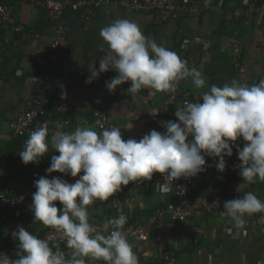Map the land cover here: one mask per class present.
<instances>
[{"label": "crops", "instance_id": "obj_1", "mask_svg": "<svg viewBox=\"0 0 264 264\" xmlns=\"http://www.w3.org/2000/svg\"><path fill=\"white\" fill-rule=\"evenodd\" d=\"M250 1L200 0L181 9L164 23H156L151 12H136L110 2L103 3L88 18L83 12L67 10L64 15L68 34L65 54L61 63L51 67L45 63V58L54 39V24L46 7L33 5L30 0H0L15 6V23L0 25V43L6 45L5 50L0 49V171L4 174L0 180V194L34 193V181L48 175L46 169L51 164V157L59 155L58 151H50L38 164L25 165L21 160L19 152L29 136L11 132L9 119L28 109L34 97L50 99L49 117L58 115V103L62 100L73 107L62 114L69 123L51 127L50 135L54 129L71 132L78 125L98 131L92 119L98 100H103L104 109L119 125L125 140H138L153 129L163 132L165 129L160 121L178 120L175 111L183 105L177 102L167 105L169 93L143 88L131 97L127 92L130 82L110 92L106 83L117 75L114 70L103 72L92 83H86L90 67L97 65L98 68L100 58L108 52V46L100 36L101 28L119 18L137 23L145 36L176 51L190 67L202 70L206 80L203 88L197 89L191 78L183 80V87L191 92L193 102L213 84L223 86L236 79L252 85L264 79V0L246 15ZM17 26L20 30L15 28ZM33 34L39 36L36 38ZM150 109L161 111L154 116L149 114ZM236 143L242 147L243 139ZM233 154L238 155L235 147ZM51 176H63L70 183L78 179L59 172ZM228 178L235 183L238 194L252 191L264 201V182L249 184L243 181L239 172L229 177L225 171H203L196 177L189 193L186 208L190 215L185 220L173 221L170 215L165 216L164 224L157 225L146 241L128 235L138 264L160 262L167 246L175 250L179 262L184 264H264V225L245 217L244 227L239 228L225 211L200 212L213 192L223 190ZM156 183L152 179L122 186V190L108 201L98 200L89 206L90 221L97 217L108 220L123 213L128 222H145L154 210L172 200V188L167 194H160L155 192ZM239 185L241 192L237 191ZM8 210V206L0 204V212L9 213L7 219L0 220V249L18 243L11 234L18 226L35 233L53 229L41 222L34 223L30 207L19 217ZM62 250L68 251L66 244ZM95 264L105 262L101 260Z\"/></svg>", "mask_w": 264, "mask_h": 264}, {"label": "clouds", "instance_id": "obj_2", "mask_svg": "<svg viewBox=\"0 0 264 264\" xmlns=\"http://www.w3.org/2000/svg\"><path fill=\"white\" fill-rule=\"evenodd\" d=\"M100 36L108 52L100 58L98 68L90 67L86 83L114 70L117 75L106 83L107 89L114 92L130 82L127 92L131 97L143 88L175 93L179 82L188 78L197 89L206 84L201 69L190 67L176 51L145 36L127 18L101 28ZM160 111L150 109L149 114ZM175 116L178 120L160 121L165 131L153 129L138 140H125L119 127H105L99 121V131L79 125L71 132L54 129L51 135L46 125L32 131L19 152L25 165L40 163L53 150L59 155L51 157L48 175L34 181L30 210L34 223L55 229L68 251L53 247L48 239L21 225L11 233L18 241L15 258L0 252V264H95L101 260L105 264H138L125 230L128 217L121 213L109 218L100 229L90 222L89 206L108 201L130 182L151 181L154 173L163 174V183L155 184V192L167 194L179 178L206 171V157L219 158L215 167L223 172L225 157L233 155L234 147L243 181L264 182V79L252 85L236 79L223 86L213 84L196 102L177 107ZM241 138L242 147L236 143ZM54 172L78 179L70 183L63 176H51ZM237 191L241 192L240 185ZM223 208L243 228L246 216L264 213V201L245 191L225 201ZM260 221L264 223V216Z\"/></svg>", "mask_w": 264, "mask_h": 264}, {"label": "built area", "instance_id": "obj_3", "mask_svg": "<svg viewBox=\"0 0 264 264\" xmlns=\"http://www.w3.org/2000/svg\"><path fill=\"white\" fill-rule=\"evenodd\" d=\"M25 1V0H24ZM33 5L41 4L47 9L49 19L54 24V39L51 42L50 50L48 51L45 63L48 66H55L61 63L62 58L65 54V48L68 43L67 27L64 21V15L67 10L74 12H83L85 17H90L94 11L99 8L103 3H112L117 6H127L136 12H151L153 14L154 21L156 23H164L169 18L175 16L177 12L181 9L186 8L190 4L200 1V0H30ZM260 0H251L246 9V15L251 14L254 10L256 4ZM15 6L0 2V25L14 24L15 19L13 17ZM20 30V27H15ZM264 28V26H263ZM34 37H38V34H33ZM9 42L8 39H6ZM264 42V37L262 38ZM6 45L0 43V49L5 50ZM238 52L240 51L237 49ZM153 95V100L156 98L155 93ZM193 97L190 91L183 87V81H180L175 93H169L166 104L172 106L174 103H181L184 105L186 102H193ZM51 101L47 97H34L31 106L17 113L15 116L9 119L10 130L15 135L18 136H29L32 131L37 129L42 125H46L48 129L51 127H58L62 124L69 123V120L62 116L65 112L72 110V105L62 100L58 103V115L48 116V108ZM62 113V114H61ZM2 116L0 115V121ZM92 119L103 123L105 127H119L117 123L110 119L106 110L103 107V100H98L94 104ZM163 119V118H162ZM167 120V119H166ZM98 126V125H97ZM99 131V127H98ZM244 144V141H243ZM219 158L206 157L207 170H217L215 167L216 161ZM227 162V167L224 170L230 177L232 173L239 172L238 167L241 161L238 155L233 154L232 156L225 157ZM218 171V170H217ZM198 176V175H197ZM191 178H179L172 183V200L164 207L157 208L152 212V214L147 218L145 222L142 223H131L127 221L125 225V230L127 235L133 236L139 241H146L151 236L154 228L157 225L164 224V218L170 215L173 221L185 220L190 212L187 210L186 205L188 203V196L192 190L196 177ZM4 177L3 171H0V180ZM153 179L157 182L163 183V174L154 173ZM32 194H16L7 195L0 194L3 196L0 199V204L9 207L10 214L15 217L22 216L32 204ZM238 194L235 190V183L228 178L225 181L224 188L222 191L213 192L209 199L204 202L200 212L203 214H216L225 211L223 204L227 200L235 199ZM8 210V211H9ZM8 212H0V220L8 218ZM119 215V214H118ZM116 215V216H118ZM114 216V217H116ZM264 216V213H255L248 217L251 220L259 222L260 218ZM107 220H102L101 218H95L92 222L96 227L103 229ZM40 238L48 239L50 244L55 247L59 245L62 250L65 242L60 239L59 234L55 229H48L44 232L36 233ZM18 243L8 245L2 249L0 252H6L9 256L15 258ZM135 251V250H134ZM136 253V252H135ZM137 255V253H136ZM146 264H184L180 263L176 255L175 250L171 246H167L164 250V254L160 262H148ZM188 264H202L201 262L188 263Z\"/></svg>", "mask_w": 264, "mask_h": 264}, {"label": "trees", "instance_id": "obj_4", "mask_svg": "<svg viewBox=\"0 0 264 264\" xmlns=\"http://www.w3.org/2000/svg\"><path fill=\"white\" fill-rule=\"evenodd\" d=\"M48 112H49V108H48ZM62 114V113H61ZM131 221V220H130Z\"/></svg>", "mask_w": 264, "mask_h": 264}]
</instances>
